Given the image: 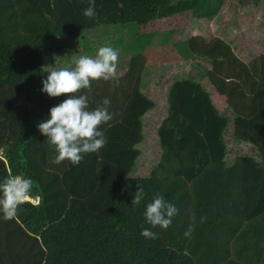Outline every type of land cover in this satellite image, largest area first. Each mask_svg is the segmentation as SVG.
<instances>
[{
    "label": "trees",
    "instance_id": "trees-1",
    "mask_svg": "<svg viewBox=\"0 0 264 264\" xmlns=\"http://www.w3.org/2000/svg\"><path fill=\"white\" fill-rule=\"evenodd\" d=\"M224 2L95 0L96 16L89 19L82 15L89 0H0V181L31 178L30 195L41 199L38 206L21 205L13 220L0 214V264L264 263V167L244 154L227 167L223 140L234 119L235 138L264 164V54L243 62L221 39L188 38L189 50L210 64L208 80L226 97L228 114L217 112L195 80L174 82L155 127L158 159L137 175L145 120L156 102L142 83L144 52L122 53L131 51L150 20L183 11L213 19ZM105 45L119 50L120 68L108 80L93 81L86 94L91 108L110 99L113 119L101 126L106 146L78 166L50 164L37 125L69 97L40 91L43 68L71 67L73 56H94ZM137 184L146 195L134 207ZM157 193L179 213L167 230L151 229L159 238L150 240L140 234L150 228L143 212ZM193 216L202 237L186 239Z\"/></svg>",
    "mask_w": 264,
    "mask_h": 264
},
{
    "label": "clouds",
    "instance_id": "clouds-1",
    "mask_svg": "<svg viewBox=\"0 0 264 264\" xmlns=\"http://www.w3.org/2000/svg\"><path fill=\"white\" fill-rule=\"evenodd\" d=\"M95 9V0H89V6L82 10V15L91 19L96 16ZM118 61L119 50L105 45L99 47L94 56H73L71 67L43 68L47 74L46 79L42 80L40 91L50 98L61 95L69 97L52 107L48 117L37 125V131L46 137L51 153L50 164L67 162L78 166L87 154L98 152L106 146L107 138L101 126L113 119L108 111L110 99L105 97L95 108H91L86 92L91 91L93 81L114 77ZM82 91L85 94H81ZM33 185L31 178L22 175H11L0 181V214L4 221L17 217L20 206L30 198ZM145 195L144 187L137 184L132 206H140ZM178 213L179 209L166 200L164 195L154 194L143 212L144 222L150 228H142L141 236L150 240L158 239L159 234L151 229L167 230ZM192 219L193 223L184 233L186 239H191L196 228L195 216ZM206 219L201 217L200 223L203 224Z\"/></svg>",
    "mask_w": 264,
    "mask_h": 264
},
{
    "label": "rangeland",
    "instance_id": "rangeland-1",
    "mask_svg": "<svg viewBox=\"0 0 264 264\" xmlns=\"http://www.w3.org/2000/svg\"><path fill=\"white\" fill-rule=\"evenodd\" d=\"M191 14V11H183L170 17L154 18L141 25L131 51L126 50L121 55L130 58L132 52L146 51L142 83L146 87L144 91L158 104H162L163 91L167 92L179 80H195L203 91L208 90L207 73L211 67L207 60L193 54L187 47V39L192 36L225 41L237 51V57L243 62L264 54V0H225L213 19H199ZM167 31H174V37H170L168 44L157 47L159 35ZM162 112L158 106L148 114V121L145 120L147 137L141 146L137 175H144L158 159L155 127ZM238 154H248L259 160L260 166L263 164L257 151L251 147L243 146Z\"/></svg>",
    "mask_w": 264,
    "mask_h": 264
},
{
    "label": "crops",
    "instance_id": "crops-1",
    "mask_svg": "<svg viewBox=\"0 0 264 264\" xmlns=\"http://www.w3.org/2000/svg\"><path fill=\"white\" fill-rule=\"evenodd\" d=\"M168 32V31H167ZM167 32H165L164 33V35H159V38H160V40H159V42L157 43V47L158 46H164V45H160V41L163 39V37L165 36V34L167 33ZM175 34V33H174ZM173 35V34H172ZM162 36V37H161ZM172 37H174V35L172 36ZM170 40V39H169ZM169 43V42H168ZM167 43V44H168ZM166 45V44H165ZM151 51V50H150ZM234 51H235V49H234ZM146 52V51H145ZM145 52L143 53V55H145ZM235 52H237V51H235ZM157 55V54H156ZM209 84H210V86H209V88H208V90L207 91H204L208 96H209V98H210V100H211V102H212V104H213V106L216 108V110H217V112L218 113H220V114H223V113H227L228 114V110H227V100H226V97L225 96H223V95H221V94H219L217 91H216V89L213 87V85L209 82ZM147 90V89H146ZM148 91V90H147ZM209 91H210V93H209ZM149 92V91H148ZM164 93L161 95V99H162V104H158V103H156L155 104V108L153 109V111L151 112V113H153L157 108H158V106L159 107H161L162 108V114H161V118H160V120L158 121V123L164 118V116H165V109H166V105H165V94H166V91H163ZM146 94H147V92H145ZM216 102V103H215ZM233 120L234 119H231L230 121H229V127L226 129V131L223 133V140H224V142H225V144H226V146L228 147V149H229V154H227V156H226V158H225V160H226V166L228 167V166H230L232 163H233V160H234V158H235V156L238 154V152L240 153V149L243 147V146H245V147H251V146H249V144H246V143H241V142H239L236 138H235V136H234V128H233ZM158 123H157V125H158ZM252 148V147H251ZM252 149H254V148H252ZM257 154H258V152H257ZM244 155H248V154H244ZM250 156V155H249ZM258 157H259V159H260V161L262 162V159L260 158V156H259V154H258ZM251 158H252V156H251ZM254 161H255V163H256V165L257 166H259V167H262V165L260 166L259 164H258V162H259V160H257V159H254V158H252ZM263 163V162H262ZM199 231V230H198ZM197 231H194V233H192V235H197L198 236V234H199V236H201L202 237V234H200L201 232H199V233H196ZM260 264H264V263H260Z\"/></svg>",
    "mask_w": 264,
    "mask_h": 264
},
{
    "label": "built area",
    "instance_id": "built-area-1",
    "mask_svg": "<svg viewBox=\"0 0 264 264\" xmlns=\"http://www.w3.org/2000/svg\"><path fill=\"white\" fill-rule=\"evenodd\" d=\"M33 196V195H30ZM41 199L38 195H35L34 197H30L25 203H30L34 206L40 205Z\"/></svg>",
    "mask_w": 264,
    "mask_h": 264
}]
</instances>
